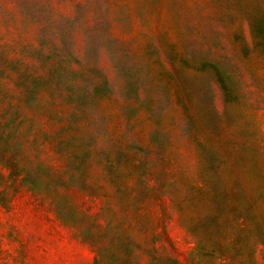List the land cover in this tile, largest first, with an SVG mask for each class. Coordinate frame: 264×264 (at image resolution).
I'll list each match as a JSON object with an SVG mask.
<instances>
[{"label": "rangeland", "instance_id": "obj_1", "mask_svg": "<svg viewBox=\"0 0 264 264\" xmlns=\"http://www.w3.org/2000/svg\"><path fill=\"white\" fill-rule=\"evenodd\" d=\"M0 264H264V0H0Z\"/></svg>", "mask_w": 264, "mask_h": 264}]
</instances>
